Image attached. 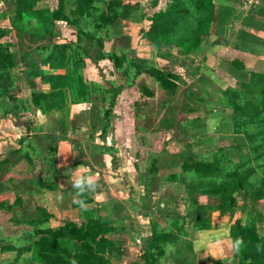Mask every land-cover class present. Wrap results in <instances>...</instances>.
I'll return each instance as SVG.
<instances>
[{"label":"rangeland","instance_id":"1","mask_svg":"<svg viewBox=\"0 0 264 264\" xmlns=\"http://www.w3.org/2000/svg\"><path fill=\"white\" fill-rule=\"evenodd\" d=\"M136 1L141 5L139 9L106 32V51L121 50L140 71L149 66L176 67L186 83L177 82L171 94H165L153 78L143 73L134 77L132 66H129L131 74L123 77L108 59L94 64L89 55L84 54L81 47L85 42L77 35L79 31L94 32L93 21L81 19L77 29L62 22H46L41 39L30 33V25L35 22L12 23L15 0L2 3L0 49L6 57L8 93L0 91V264H41L33 248L19 255L16 250L30 244L37 221L34 219L36 205H44L53 215L49 225L74 215L68 204L77 198L71 180L75 175L93 176L97 187L88 192L95 199L92 208L117 227L123 224L128 229L116 238L118 245L107 250L108 255L125 264L137 260L136 253L147 237L142 227L149 221H193L205 216H211V222L217 220L214 210L202 207L205 197H199V204L194 205L187 199V193L194 188L187 184V177L177 175L182 161H213L217 157L227 171L247 161L241 166L254 170L251 182L255 188L264 178V147L254 159L257 154L251 156L244 145H239L242 140L234 136L231 109L221 95L222 90L233 87L235 80L242 78L225 63L228 59L240 58L247 70L260 71L264 52L256 55L234 47L254 50L255 46H244L240 40L241 31L250 30L240 28L242 25L228 26L222 21L219 8L227 0H214V17L208 33L202 36L200 47L182 50L181 54L175 47L164 51L143 34L145 24L140 20V13L152 0ZM183 1L188 12L169 36L170 44L190 37L197 21L206 14L194 9L193 0ZM256 2L238 0L242 10L239 19L249 8L248 18L255 15L250 3ZM158 4L157 8L161 7L160 2ZM47 5L48 0H44L38 7ZM51 45L52 52H47ZM44 47L47 50H43ZM56 77L61 83L60 96L50 90ZM138 84L150 89L153 97H145ZM117 87L122 89L110 94L111 89ZM9 92L13 99L8 97ZM40 95L43 96L41 103L50 105L45 111L38 109L35 103V96ZM197 96L203 102L197 100ZM111 98L114 99L112 104ZM189 107L196 111L188 112ZM108 108L110 126L101 133L98 117ZM27 125L29 130L25 132ZM245 129L247 127L241 132ZM21 137L26 140L19 146L17 141ZM56 138V173L52 177V172L47 171L45 156ZM140 139L147 144L145 147L139 146ZM258 144L256 141L255 145ZM228 146L236 149L225 150ZM16 149H20L19 154L11 153ZM24 153L31 157V163L21 158ZM158 155L159 171L150 174L151 184L146 190V169ZM171 174L177 175L176 179L168 180ZM37 178L50 182L53 189L35 187ZM140 190L142 194L137 200L140 206L146 205L139 207V211L135 210L137 205L134 208L120 203ZM262 195L259 201L251 197L239 200L235 215L245 221L253 207L252 213L262 217L257 222L259 232L264 231V187ZM17 199L22 204H18ZM113 205H117L114 209L118 212L112 215ZM131 225L138 227L136 232L130 229ZM204 236L198 235L196 242H201ZM2 245H11L15 250H3ZM215 245L217 243L204 245L200 249L205 253L199 256L200 249L195 250L199 264L217 263L218 259L212 257ZM224 258L226 263L223 264H231L230 257Z\"/></svg>","mask_w":264,"mask_h":264},{"label":"trees","instance_id":"2","mask_svg":"<svg viewBox=\"0 0 264 264\" xmlns=\"http://www.w3.org/2000/svg\"><path fill=\"white\" fill-rule=\"evenodd\" d=\"M5 0H0V7ZM44 0H15L14 12L11 17L12 23H26L30 20V33L37 35L41 39L44 36L46 22H62L72 28L80 27L81 19L93 21L94 32H78V39L84 40L82 45L84 54L89 55L90 60L96 64L99 60L108 59L113 69L122 75H130L129 66L135 71L134 77L140 73L145 74L158 84V87L165 93L171 94L177 82L186 83L176 67L165 65L162 67L149 66L140 71L131 58H127L121 50L106 51L104 38L106 32L114 27L121 19H127L135 10L141 6L136 0H48V5L38 7V4ZM158 2L161 7L157 8ZM194 9L204 11L205 16L197 21L196 28L192 35L187 38L177 40L174 44L168 42L169 36L173 33L175 26L180 18L187 14L185 2L183 0H152L146 9L140 13V20L145 24L143 34L148 40L153 42L159 49L171 51L173 47L177 48V53L188 48H199L202 36L208 33L210 24L214 17V0H193ZM17 26V25H14ZM17 28V27H15ZM21 28V27H18ZM49 37V36H48ZM51 39L54 37L50 36ZM80 39V40H81ZM173 45V46H172ZM1 47V44H0ZM53 45L49 51L46 47L43 50L52 52ZM49 54V53H48ZM225 63L235 73H239L242 78L235 80L233 87H226L221 91L222 97L226 99V104L232 112L233 130L236 137L242 140L239 145H244L249 155L257 154V159L261 147H264V58L261 62L260 71L255 72L247 70L244 62L240 58L228 59ZM7 66L4 52L0 49V91L8 93L7 88ZM142 94L147 97H153L154 93L142 84H138ZM122 87L112 88L110 94H115ZM51 93L60 96L61 83L56 77L51 85ZM10 99H13L9 92ZM43 96H35V103L38 109L44 110L50 108L42 104ZM202 98V97H201ZM102 99H104L102 97ZM114 99L111 98L110 104ZM197 100L202 101L197 96ZM188 112H195L196 109L188 108ZM110 108L105 109L99 118L100 132H105L110 126ZM17 119L18 117L14 115ZM0 116V120H1ZM93 123V122H92ZM242 131V128H246ZM249 129V130H248ZM28 125L25 127L27 132ZM243 134V135H242ZM26 138L18 139L17 144L22 146ZM58 138L54 139V145L49 147V154L45 156L47 171L52 172L55 177L54 159L57 152L56 143ZM256 141L259 142L255 145ZM139 146L145 147L147 144L143 139L139 140ZM227 149H236L228 146ZM20 149L13 150L11 153L19 154ZM243 157V154H240ZM21 158L31 163V157L27 153L20 155ZM240 156V158H241ZM250 156V159H251ZM151 161L146 169L148 182L144 185L147 188L151 184L150 174L158 173L157 158ZM247 162V161H246ZM246 162H243L245 164ZM239 162V167L243 165ZM221 163L213 161H182L179 164L180 174L187 177V184H192L194 191L187 193V199L190 203L199 204L198 198L205 197L202 207H209L214 210L218 219L227 218L226 221L211 223V216H205L186 221L181 219H166L164 223L149 221L148 225L142 227L146 233V242L136 253L137 260L130 264H163V258L166 251L175 249L179 243L190 239L195 231L205 230L209 239V244H215L226 238L231 240L232 257L231 264H264V231L259 232L257 222L259 218L253 214L251 207L248 217L239 219L235 217L237 211V202L247 197L255 201L263 199L262 187H264V178L259 182L257 188L251 182L254 170L248 166H241L227 171ZM137 169L138 165H134ZM243 169V170H242ZM242 170V171H240ZM176 175V176H177ZM174 174L169 175L168 180H174ZM34 184L43 190H52V185L48 181L37 178ZM193 190V189H192ZM131 195V194H130ZM135 200L133 204L140 206L138 197H130ZM94 196L91 193L77 195L75 200L68 204V208L74 211V215L65 219L58 220L57 224L49 225V220L53 215L44 205H36L34 219L33 237L30 244L16 250V254H21L31 248L35 250L37 258L41 264H125L118 258L108 255L109 248L118 245L116 238L126 232L123 224L118 227L103 218L92 208ZM18 204H22L17 199ZM130 225V222H129ZM131 230L136 232L138 227L130 226ZM239 238L240 244L237 248L233 247L235 241ZM3 250H15L11 245H2ZM202 249L197 251L198 256L204 254ZM195 253V263L197 262ZM211 258V257H210ZM207 263V264H212ZM201 264V263H200ZM204 264V263H203Z\"/></svg>","mask_w":264,"mask_h":264},{"label":"crops","instance_id":"3","mask_svg":"<svg viewBox=\"0 0 264 264\" xmlns=\"http://www.w3.org/2000/svg\"><path fill=\"white\" fill-rule=\"evenodd\" d=\"M258 1L259 0H257L256 3H250L253 6V10L255 12L254 13L255 15H252L251 18H248V15H247V12L251 10L249 8V11L244 12V14H242L241 18L239 19V15H241L239 13L242 10L239 9L240 5H238V0L237 1L227 0V2L224 5H220L219 7L221 11L220 15L222 16V21H226L228 26L232 27L233 25H236L238 27L239 25L240 27V25H242V27L240 28H243V29L246 28V30L247 29L250 30V32L241 31V33L243 34V37L240 40L243 41L241 44L244 46L247 44L250 46L252 45L255 46L253 47L254 50L251 51L249 49L236 48L237 46H234L235 49L242 50V51L249 52V53L252 52V53H255L256 55L261 54V53L263 54L264 52L263 51L264 50V0H260L259 3ZM243 8L245 9L244 6ZM245 16H247V18ZM141 192L142 191L140 190L138 194L136 195L131 194V196L139 198V196L142 194ZM96 198H97V195H96ZM118 201H121V200H118ZM120 203L123 206L128 204V206L133 205L134 208L136 207L129 197L124 198L123 202L121 201ZM143 205H146V204H142V206ZM142 206H138L137 209L135 210L139 211V209ZM112 207H113L112 208L113 210H110V211L113 215L115 212H118L116 211L117 209L116 210L114 209V207L115 208H118V207L117 205H113ZM216 218L217 220L215 221V223L219 221H223V219L220 220L218 219V217ZM185 220L192 222V220L190 219H185ZM212 220H213V217H212ZM211 223L214 224V220ZM201 234L203 235L205 234L204 239L202 238L201 239L202 241L200 240L201 242H196V238L198 237V235H201ZM224 240H227V241H224V242L222 241L223 243H220V245L217 242V245H215V249L217 248V246L220 247L218 250L214 249V254L212 255V257H215L214 260H217V259L219 260V261L217 260L216 264H219L218 262H220V264L226 263V259L224 257H227V258L230 257V259L228 260H231V257H232L231 242L228 241L229 240L228 238ZM208 242H209V239L207 237V232L205 230L193 232L190 239H186L185 242L177 244L175 246V249L165 252V255H164L165 264H195L194 263L195 250L202 248L204 245L207 246ZM227 263H229V261Z\"/></svg>","mask_w":264,"mask_h":264},{"label":"clouds","instance_id":"4","mask_svg":"<svg viewBox=\"0 0 264 264\" xmlns=\"http://www.w3.org/2000/svg\"><path fill=\"white\" fill-rule=\"evenodd\" d=\"M72 187L76 190V194L79 196L86 192L94 191L97 187V182L94 180L92 175H75L71 177ZM99 195L97 199H99ZM240 244L239 238L233 244L234 248L238 249Z\"/></svg>","mask_w":264,"mask_h":264}]
</instances>
